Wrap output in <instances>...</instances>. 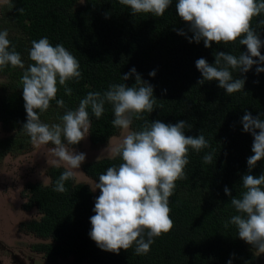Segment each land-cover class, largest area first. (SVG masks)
<instances>
[{"label":"trees","instance_id":"trees-1","mask_svg":"<svg viewBox=\"0 0 264 264\" xmlns=\"http://www.w3.org/2000/svg\"><path fill=\"white\" fill-rule=\"evenodd\" d=\"M176 2L172 0L160 17L150 13L132 15L118 0H85L84 4L79 0H11V9L5 3L0 7V21L7 23L8 39L20 53L25 68L34 63L28 55L31 42L43 37L52 46L62 44L79 61L81 78L67 82L72 95H65L63 86L58 85L56 99H63L65 107L51 101L49 109L39 114L42 122L59 123V117L68 109H76L88 92L103 93L113 83L137 86L134 77L122 79L135 67L142 79L154 86L155 106L150 114H142L143 119L133 118L131 131H140L145 121L174 124L185 120L192 125L185 129V135L202 134L210 144L199 152L189 149L186 178L176 181L169 198L173 227L156 237L145 255H136L135 245L119 254L98 248L88 233L89 217L95 214L92 209L100 190L93 191L89 184L74 177L65 182L67 192H55V181L66 168L51 166L50 183H29V200L24 204L25 209L35 206L41 212L29 227L50 239L41 247L49 256L71 255L80 264H227L229 259L232 264H264V253L240 239L235 225L224 227L232 215L238 214L224 187L240 198L244 191L241 176L247 172V157L253 154V137L242 131L240 120L245 111L253 116L264 114V72L257 74L256 65L243 74L233 70V79L246 80L243 90L231 95L215 80L197 84L201 79L195 67L198 58L211 64L217 51L238 57L246 46L240 45V38L229 44L213 43L210 48H205L202 40L190 43L174 30L184 29L188 37L192 35L176 13ZM20 8L22 13L17 11ZM105 12L111 13L107 19ZM260 20H264V13L253 17L251 27L264 40ZM260 51L264 54V47ZM153 70L155 76H149ZM23 71L10 65L0 69V122L6 129H16L29 138L22 130L26 121ZM104 109L99 119L88 109L91 127L87 138L93 145H102L119 132L111 123L112 106L106 102ZM260 118L264 120V115ZM213 151V162L205 164L204 155ZM120 163L119 157L105 156L85 163L83 169L94 184L108 167ZM262 172L264 160L257 162L251 174Z\"/></svg>","mask_w":264,"mask_h":264},{"label":"clouds","instance_id":"clouds-1","mask_svg":"<svg viewBox=\"0 0 264 264\" xmlns=\"http://www.w3.org/2000/svg\"><path fill=\"white\" fill-rule=\"evenodd\" d=\"M3 2L10 9L14 6L11 0ZM118 2L127 6L132 15L150 13L156 17L163 16L172 4V0ZM79 3L84 4L85 0H79ZM175 10L192 35L188 37L184 29L174 30L190 43L202 40L204 47L210 48L213 43L229 44L240 38V45L246 46V51L238 57L217 51L211 64L203 57L198 58L195 67L201 73V79L197 84L215 80L219 88L231 95L243 90L246 80V77L233 79V70L243 74L256 65L257 74L264 72V67H261L264 54L260 51L264 40L251 27L253 17L264 13V0H177ZM17 11L22 13L23 8ZM110 14L105 12V18ZM259 23L264 24V20ZM8 35L7 29L0 30V69L10 65L24 70L21 83L26 121L22 130L35 145H54L50 149L55 157L52 163L59 165L64 162L67 168L55 181L53 191L65 193V182L74 178V170H78L86 160V153L73 146L89 134L91 119L88 109L99 119L107 102L113 109V127L128 130L133 118L143 119V113L150 114L154 110V86L143 80L132 67L122 75V79L127 81L134 77L137 86L113 83L103 93L88 92L76 109H68L59 117V123H44L39 114L49 109L51 101L56 100L58 107H65L63 99H56L58 85L63 86L65 95H72L67 82H78L81 78L79 61L62 44L52 46L48 38L43 37L31 42L28 55L34 63L25 68ZM155 74V70L148 73L149 76ZM261 115L264 114L253 116L245 111L240 120L242 131L253 137V154L247 157V172L241 176L244 191L240 198L232 196L231 190L224 187V194L232 197L231 205L238 213L232 215L224 227L235 225L240 239L259 253H264V172L251 174L257 162L264 160V120ZM191 127L185 120L174 124L160 120L145 121L140 131H127L110 150V158L119 157L122 163L108 167L99 175L92 189H99L100 194L95 198L92 209L95 214L89 217L91 230L88 235L98 248L119 254L135 245V254L145 255L156 237L172 229L169 198L174 194L176 181L186 178L184 169L189 162V149L199 152L210 147L202 134L185 135V129ZM213 155L214 151L205 154L203 162L211 164ZM227 264H232V260L229 259Z\"/></svg>","mask_w":264,"mask_h":264},{"label":"rangeland","instance_id":"rangeland-1","mask_svg":"<svg viewBox=\"0 0 264 264\" xmlns=\"http://www.w3.org/2000/svg\"><path fill=\"white\" fill-rule=\"evenodd\" d=\"M3 4V0H0V7ZM6 25L5 21H0V30L5 29ZM127 131H131V128L119 129L117 134L102 145L91 144L87 137L78 145H74L77 151L86 153L85 162L78 170H74L75 179L93 188L94 184L84 172L83 165L110 156V150L122 140ZM52 147L54 145L51 143L35 145L30 137L20 134L16 129H6L0 122V242L8 249L16 250L22 245H28L27 238H20L22 234L20 228H23L20 225L25 221L41 217L35 208L25 209L27 197L24 196V192L27 185L35 180L41 181L43 185L50 183L48 169L55 166L52 163L55 157L50 152ZM56 166L67 168L64 162Z\"/></svg>","mask_w":264,"mask_h":264},{"label":"flooded vegetation","instance_id":"flooded-vegetation-1","mask_svg":"<svg viewBox=\"0 0 264 264\" xmlns=\"http://www.w3.org/2000/svg\"><path fill=\"white\" fill-rule=\"evenodd\" d=\"M24 196L27 197L26 201L29 200V192L27 189L24 192ZM38 213L41 214L35 206ZM36 212H34V215ZM40 218V217H39ZM39 218H35L36 221ZM33 220L23 222L20 227L21 235L20 238H27L29 240L28 245L21 246L14 250L13 248H6L0 242V264H80L71 255L69 256H49L45 251L41 250V247L50 241L49 238L43 237L33 230L30 229V222ZM84 264V263H81Z\"/></svg>","mask_w":264,"mask_h":264}]
</instances>
